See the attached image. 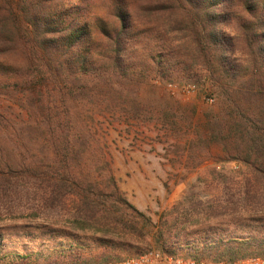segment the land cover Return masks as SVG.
I'll return each mask as SVG.
<instances>
[{
    "label": "rangeland",
    "instance_id": "1",
    "mask_svg": "<svg viewBox=\"0 0 264 264\" xmlns=\"http://www.w3.org/2000/svg\"><path fill=\"white\" fill-rule=\"evenodd\" d=\"M166 1L83 0L92 5V22H112L119 2L141 16L125 53L136 81L112 85L107 96L85 92L71 103L84 153L109 160L92 163L105 178L90 194L92 204L77 197L81 192L57 199L50 188L47 195L34 187L3 196L0 264H113L150 249L228 261L230 237L264 232V222L253 221L264 218V185L252 181L240 159L245 145L226 122L220 75L177 28L184 14L161 10ZM98 54L102 62L101 48ZM244 57L239 51L229 61ZM253 256H264V248L250 247L237 260Z\"/></svg>",
    "mask_w": 264,
    "mask_h": 264
},
{
    "label": "trees",
    "instance_id": "2",
    "mask_svg": "<svg viewBox=\"0 0 264 264\" xmlns=\"http://www.w3.org/2000/svg\"><path fill=\"white\" fill-rule=\"evenodd\" d=\"M119 3L112 22H92V5L83 0H0V202L37 187L46 195L50 188L57 199L81 192L77 197L92 204L89 196L105 178L96 176L92 163L109 160L84 153L87 143L80 141L71 103L85 92L107 96L112 85L136 81L125 53L141 16ZM161 10L184 14L177 28L215 65L226 122L245 145L240 159L252 181L264 185V0H167ZM225 27L237 33L223 37ZM100 48L102 62L96 59ZM239 51L244 60L230 62ZM225 246L234 262L250 247L264 248V232L230 237Z\"/></svg>",
    "mask_w": 264,
    "mask_h": 264
},
{
    "label": "built area",
    "instance_id": "3",
    "mask_svg": "<svg viewBox=\"0 0 264 264\" xmlns=\"http://www.w3.org/2000/svg\"><path fill=\"white\" fill-rule=\"evenodd\" d=\"M188 91H195V86L186 87ZM194 89V90H193ZM207 102L212 104L214 100L208 98ZM113 264H264V256H253L239 259L234 262L228 261H207L204 259L173 256L158 249H150L134 256L122 259Z\"/></svg>",
    "mask_w": 264,
    "mask_h": 264
}]
</instances>
